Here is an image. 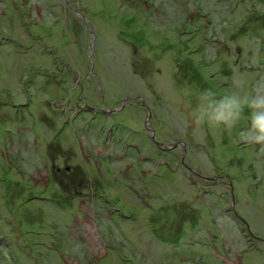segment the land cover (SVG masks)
I'll use <instances>...</instances> for the list:
<instances>
[{"label":"rangeland","instance_id":"rangeland-1","mask_svg":"<svg viewBox=\"0 0 264 264\" xmlns=\"http://www.w3.org/2000/svg\"><path fill=\"white\" fill-rule=\"evenodd\" d=\"M236 78L264 0H0V264H264V145L193 120Z\"/></svg>","mask_w":264,"mask_h":264},{"label":"clouds","instance_id":"clouds-1","mask_svg":"<svg viewBox=\"0 0 264 264\" xmlns=\"http://www.w3.org/2000/svg\"><path fill=\"white\" fill-rule=\"evenodd\" d=\"M198 104L193 114L197 125L232 129L244 118L250 127L242 136L246 144L264 145V91L258 86L255 93L248 91L247 81L236 78L227 93L218 96L212 88L198 93Z\"/></svg>","mask_w":264,"mask_h":264},{"label":"flooded vegetation","instance_id":"flooded-vegetation-1","mask_svg":"<svg viewBox=\"0 0 264 264\" xmlns=\"http://www.w3.org/2000/svg\"><path fill=\"white\" fill-rule=\"evenodd\" d=\"M124 104L125 103L122 102V105H124ZM84 125H85L84 127L86 128L87 127V124H84ZM108 132H110V137H111L112 133H114V127H110L109 130H108ZM113 142H116V141H113ZM127 146H128V148L131 147V149L129 148L130 150L127 151V153L126 152H123L116 159L128 160V158H130L131 160H135V159L136 160L137 159L140 160V158H143V157H141V155L139 156V154H140V147H137L134 143H126V146L125 147L127 148ZM55 169H56V171H60V167H56ZM66 169L68 170V167H66Z\"/></svg>","mask_w":264,"mask_h":264},{"label":"trees","instance_id":"trees-1","mask_svg":"<svg viewBox=\"0 0 264 264\" xmlns=\"http://www.w3.org/2000/svg\"><path fill=\"white\" fill-rule=\"evenodd\" d=\"M232 211H233V209H232ZM233 216L237 219H239L241 222H243V220L242 219H240L239 217H237L236 215H235V213H234V211H233ZM244 224V223H243ZM245 225V224H244ZM245 227H246V225H245ZM247 228V227H246ZM247 231L249 232V235L251 236V237H255L248 229H247ZM262 241V240H261ZM263 242V241H262ZM249 253H251V252H249Z\"/></svg>","mask_w":264,"mask_h":264},{"label":"water","instance_id":"water-1","mask_svg":"<svg viewBox=\"0 0 264 264\" xmlns=\"http://www.w3.org/2000/svg\"><path fill=\"white\" fill-rule=\"evenodd\" d=\"M152 139H153V137H152Z\"/></svg>","mask_w":264,"mask_h":264}]
</instances>
